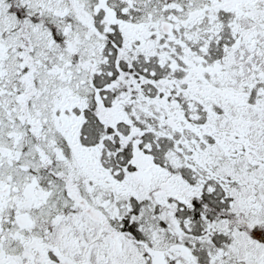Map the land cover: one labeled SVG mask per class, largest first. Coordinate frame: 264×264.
Listing matches in <instances>:
<instances>
[{
	"label": "snow or ice",
	"instance_id": "snow-or-ice-1",
	"mask_svg": "<svg viewBox=\"0 0 264 264\" xmlns=\"http://www.w3.org/2000/svg\"><path fill=\"white\" fill-rule=\"evenodd\" d=\"M0 264H264V0H0Z\"/></svg>",
	"mask_w": 264,
	"mask_h": 264
}]
</instances>
